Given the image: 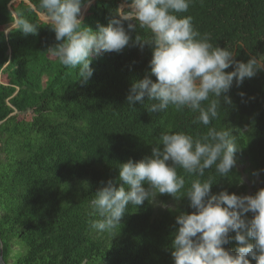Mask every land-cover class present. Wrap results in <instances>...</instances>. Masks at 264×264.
I'll list each match as a JSON object with an SVG mask.
<instances>
[{
  "label": "trees",
  "instance_id": "obj_1",
  "mask_svg": "<svg viewBox=\"0 0 264 264\" xmlns=\"http://www.w3.org/2000/svg\"><path fill=\"white\" fill-rule=\"evenodd\" d=\"M39 5L40 0H0V264H174L175 221L195 211L183 196L195 176L177 168L185 179L179 198L158 194L152 202L127 205L112 232L90 227L98 217L90 215L89 202L108 181L121 185L119 165L150 157L162 133L199 138L209 127L229 131L237 149L228 175L213 166L200 178L211 180V194L252 196L264 189V69L239 86L233 81L209 126L194 123L198 113L187 108L151 113L152 101H126L132 84L150 73L152 46L141 47L135 39L149 40L147 29L135 20L124 22L126 30L136 24L129 45L93 56V75L81 84L78 69L48 52L59 42L39 20ZM119 11H130L125 0H82L78 18L96 31L119 18ZM177 15L191 16L195 31L236 60L254 57L264 64V0H191L188 11ZM17 17L33 23L36 34L17 30ZM224 247L235 252L239 245L230 239Z\"/></svg>",
  "mask_w": 264,
  "mask_h": 264
},
{
  "label": "clouds",
  "instance_id": "obj_2",
  "mask_svg": "<svg viewBox=\"0 0 264 264\" xmlns=\"http://www.w3.org/2000/svg\"><path fill=\"white\" fill-rule=\"evenodd\" d=\"M130 11H119L118 17L107 27L96 31L82 26L78 19L82 0H40V13L55 33L59 43L48 52L66 68L78 69L79 82L86 84L93 75L91 58L101 52L119 53L130 43L129 32L138 21L147 29L150 39L136 43L152 46L150 73L132 84L126 97L128 105L152 101L148 111L159 113L174 107L198 113L195 122L209 126L219 115L222 95L235 80L237 86L264 69L256 58L240 62L233 52L213 46L209 35L195 31L187 12L191 0H125ZM16 29L24 35H35L37 27L29 20L17 17ZM232 71L226 72V69ZM155 77V82L150 78ZM243 96V93L240 94ZM225 103H231L226 96ZM208 101L207 106L204 102ZM237 151L234 139L227 130L209 127L206 134L193 138L184 132H164L151 149L150 157L119 165L117 186L108 181L90 200V215L98 217L90 222L97 232H112L125 215L126 206L154 201L158 194L177 197L185 188L184 176L191 181L183 196L190 201L192 214L176 217L178 228L172 239L171 255L174 264H264V189L252 196L229 194L226 190L211 194V180H201L205 170L215 166L216 172L226 176L235 165ZM147 185V188L144 187ZM252 213L248 219L245 214ZM230 233H235L230 237ZM234 239L239 247L233 252L224 246ZM250 258V259H249Z\"/></svg>",
  "mask_w": 264,
  "mask_h": 264
},
{
  "label": "rangeland",
  "instance_id": "obj_3",
  "mask_svg": "<svg viewBox=\"0 0 264 264\" xmlns=\"http://www.w3.org/2000/svg\"><path fill=\"white\" fill-rule=\"evenodd\" d=\"M124 8H126L125 6H120V8L119 9H124ZM86 9V7L84 8V10ZM83 10V11H84ZM82 11V12H83ZM82 16V15H81ZM81 16H80V18H78V19H81ZM39 20L41 21V22H45V20H44V17L42 16V15H39ZM46 23V22H45ZM243 169H244V166L243 165H239L238 167H237V170L239 171V172H241L242 173V171H243ZM242 181H243V183L244 184H246L248 187H249V183L247 182V179H246V177H245V175H243L242 174ZM255 182L258 184V183H260L259 182V178H255Z\"/></svg>",
  "mask_w": 264,
  "mask_h": 264
},
{
  "label": "water",
  "instance_id": "obj_4",
  "mask_svg": "<svg viewBox=\"0 0 264 264\" xmlns=\"http://www.w3.org/2000/svg\"><path fill=\"white\" fill-rule=\"evenodd\" d=\"M88 7H89V4H87L86 9L83 11V14H84V12H86V10L88 9ZM247 195L248 196H251V192H249Z\"/></svg>",
  "mask_w": 264,
  "mask_h": 264
}]
</instances>
